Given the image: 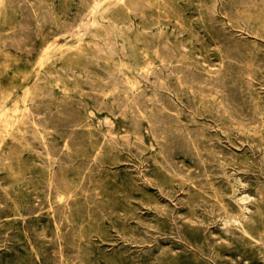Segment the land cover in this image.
Segmentation results:
<instances>
[{"label":"rangeland","instance_id":"1","mask_svg":"<svg viewBox=\"0 0 264 264\" xmlns=\"http://www.w3.org/2000/svg\"><path fill=\"white\" fill-rule=\"evenodd\" d=\"M20 1L0 0V264H264V0Z\"/></svg>","mask_w":264,"mask_h":264},{"label":"bare ground","instance_id":"2","mask_svg":"<svg viewBox=\"0 0 264 264\" xmlns=\"http://www.w3.org/2000/svg\"><path fill=\"white\" fill-rule=\"evenodd\" d=\"M19 1H20V0H19ZM87 1H88V0H87ZM94 1H95V0H94ZM209 1H210V0H209ZM211 1H212V0H211ZM249 1H250V0H249ZM3 2H4V1H3ZM14 2H15V1H14ZM20 2H21V1H20ZM37 2H38V1H37ZM92 2H93V1H92ZM126 2H127V1H126ZM21 3H22V2H21ZM139 3H140V2H139ZM142 3H143V2H142ZM214 3H215V2H214ZM235 3H236V2H235ZM140 4H141V3H140ZM140 4H139V5H140ZM212 4H213V3H212ZM7 5H8V3H7ZM46 5H47V4H46ZM48 5H49V4H48ZM127 5H128V4H127ZM53 6H54V5H53ZM141 6H143V4H142ZM200 6H201V5H200ZM43 7H44V6H43ZM55 7H56V6H55ZM79 7H80V6H79ZM87 7H88V6H87ZM128 7H129V6H128ZM139 8H141V7L139 6ZM142 8H146V7H142ZM254 8H256V7H254ZM43 9H44V8H43ZM43 9H42V10H43ZM86 9H87V8H86ZM207 9H208V8H207ZM22 10H23V9H22ZM35 10H36V9H35ZM130 10H133V9H131V6H130ZM134 10H135V9H134ZM19 11H21V10H19ZM49 11H50V10H49ZM155 11H156V10H155ZM254 11H255V10H254ZM29 12H30V11H29ZM31 12H32V11H31ZM57 12H58V11H57ZM64 12H65V11H64ZM20 13H21V12H20ZM23 13H24V12H23ZM32 13H33V12H32ZM160 13H161V12H160ZM213 13H214V11H213ZM242 13H243V12H242ZM28 14H29V13H28ZM33 14H34V13H33ZM49 14H50V13H49ZM67 14H68V13H67ZM90 14H91V13H90ZM134 14H135V13H134ZM156 14H158V12H156ZM215 14H216V13H215ZM19 15H20V14H19ZM34 15H36V14H34ZM55 15H56V14H55ZM60 15H61V14H60ZM82 15H83V14H82ZM84 15H87V14H84ZM88 15H89V14H88ZM161 15H162V13H161ZM163 15H164V14H163ZM260 15H261V14H260ZM24 16H25V15H24ZM99 16H100V15H99ZM166 16H167V15H166ZM202 16H203V15H202ZM202 16H201V17H202ZM247 16H248V15H247ZM258 16H259V15H258ZM20 17H21V16H20ZM33 17H34V16H33ZM43 17H44V16H43ZM64 17H65V16H64ZM204 17H205V16H204ZM261 17H264V16H261ZM34 18H35V17H34ZM38 18H39V17H38ZM41 18H42V17H41ZM44 18H45V17H44ZM66 18H67V17H66ZM68 18H69V17H68ZM132 18H133V17H132ZM248 18H249V17H248ZM26 19H27V18H26ZM26 19H25V20H26ZM45 19H46V18H45ZM63 19H64V18H63ZM92 19H93V18H92ZM99 19H100V18H99ZM138 19H139V18H138ZM202 19H203V18H202ZM258 19H259V18H258ZM35 20H37V19H35ZM43 20H44V19H43ZM68 20H69V19H68ZM93 20H94V19H93ZM129 20H130V19H129ZM132 20H133V19H132ZM162 20H163V19H162ZM173 20H174V19H173ZM235 20H237V19H235ZM260 20H261V19H260ZM59 21H60V20H59ZM61 21H63V20H61ZM79 21H80V20H79ZM106 21H107V20H106ZM133 21H134V20H133ZM252 21H253V20H252ZM16 22H17V21H16ZM40 22H41V20H40ZM43 22H44V21H43ZM66 22H67V21H66ZM170 22H171V21H170ZM233 22H234V20H233ZM243 22H244V21H243ZM243 22H242V23H243ZM253 22H254V21H253ZM45 23H46V22H45ZM52 23H53V22H52ZM67 23H68V22H67ZM85 23H86V20H85ZM88 23H89V22H88ZM205 23H206V22H205ZM250 23H252V22H250ZM21 24H22V23H21ZM35 24H36V23H35ZM35 24H34V25H35ZM46 24H47V23H46ZM49 24H50V23H49ZM81 24H82V23H81ZM126 24H127V23H126ZM155 24H160V26H162L161 23H155ZM169 24H171V23H169ZM175 24H176V23H175ZM199 24H200V23H199ZM261 24H262V23H261ZM16 25H17V24H16ZM51 25H52V24H51ZM75 25H78V24L76 23ZM93 25H94V23H93ZM135 25H136V24H135ZM135 25H134V26H135ZM206 25H207V24H206ZM17 26H18V28H19V25H17ZM37 26H38V25H37ZM61 26H62V24H61ZM88 26H89V24H88ZM94 26H97V25L95 24ZM204 26H205V25H204ZM208 26H209V25H208ZM252 26H253V25H252ZM254 26H255V25H254ZM258 26H260V25L258 24ZM23 27H24V26H23ZM109 27H110V26H109ZM119 27H120V25H119ZM128 27H129V26H128ZM131 27H132V26H131ZM201 27H202V26H201ZM205 27H206V26H205ZM240 27H241V26H240ZM37 28H38V27H37ZM37 28H36V29H37ZM47 28H48V27H47ZM47 28H46V29H47ZM87 28H89V27H87ZM180 28H181V27H180ZM243 28H244V27H243ZM25 29H26V28H25ZM56 29H57V28H56ZM79 29H80V28H79ZM81 29H82V28H81ZM92 29H93V28H92ZM119 29H121V28H119ZM119 29H118V30H119ZM123 29H124V28H123ZM135 29H136V28H135ZM168 29L170 30V28H168ZM181 29H182V28H181ZM255 29H256V28H255ZM13 30H14V29H13ZM47 30H48V29H47ZM96 30H97V29H96ZM125 30H126V29H125ZM129 30H130V28H129ZM149 30H150V29H149ZM149 30H148V31H149ZM186 30H187V29H186ZM241 30H242V29H241ZM261 30H262V29H261ZM30 31H31V30H30ZM64 31H66V30L64 29ZM71 31L74 32V30H71ZM79 31H80V30H79ZM144 31H145V30H144ZM161 31H162V30H161ZM175 31H176V30H175ZM209 31H210V30H209ZM232 31H233V30H232ZM232 31H231V32H232ZM263 31H264V29H263ZM31 32H32V31H31ZM33 32H34V31H33ZM47 32H48V31H47ZM87 32H88V33H87ZM103 32H104V31H103ZM111 32H112V30H111ZM170 32H171V31H170ZM36 33H37V32H36ZM45 33H46V32H45ZM76 33H77V32H76ZM86 33H87V35H88V34H89V31L87 30ZM112 33H113V32H112ZM112 33H111V34H112ZM120 33H122V32H120ZM128 33H129V32H128ZM137 33H138V32H137ZM142 33H143V32H142ZM154 33H156V32H154ZM154 33H153V34H154ZM160 33H161V32H160ZM162 33H163V32H162ZM171 33H172V32H171ZM212 33H213V32H212ZM252 33H253V32H252ZM31 34H32V33H31ZM31 34H30V35H31ZM37 34H38V33H37ZM74 34H75V33H74ZM105 34H106V33H105ZM138 34H139V33H138ZM144 34H145V33H144ZM163 34H164V33H163ZM172 34H173V33H172ZM35 35H36V34H35ZM35 35H34V36H35ZM55 35H56V34H55ZM65 35H66V34H65ZM93 35H94V34H93ZM154 35H155V34H154ZM178 35H179V34H178ZM213 35H214V34H213ZM213 35H210V36H213ZM239 35H240V34H239ZM31 36H32V35H31ZM63 36H64V35H63ZM88 36H89V35H88ZM104 36H105V35H104ZM139 36H140V35H139ZM145 36H146V34H145ZM164 36H165V34H164ZM169 36H170V35H169ZM179 36H180V35H179ZM245 36H247V35H245ZM250 36H252V35H250ZM256 36H257V35H256ZM71 37H72V35H71ZM94 37H95V36H94ZM109 37H110V36H109ZM109 37H108V39H109ZM146 37H147V36H146ZM151 37H152V36H151ZM153 37H154V36H153ZM176 37H177V36H176ZM214 37H215V36H214ZM252 37H253V36H252ZM11 38H12V37H11ZM32 38H33V36H32ZM58 38H59V37H58ZM61 38H62V37H61ZM61 38H60V39H61ZM65 38H66V37H65ZM92 38H93V37H92ZM149 38H150V37H149ZM164 38H165V37H164ZM174 38H175V36H174ZM174 38H173V39H174ZM250 38H251V37H250ZM2 39H4V38H2ZM2 39H1V40H2ZM8 39H9V38H8ZM16 39H17V38H16ZM37 39H38V37H37ZM110 39H111V38H110ZM161 39H162V37H161ZM182 39H183V38H182ZM258 39H259V38H258ZM4 40H5V39H4ZM18 40H19V39H18ZM30 40H31V39H30ZM92 40H93V39H92ZM103 40H104V39H103ZM112 40H113V39H112ZM133 40H134V39H133ZM143 40H144V39H143ZM149 40H150V39H149ZM151 40H153V39H151ZM166 40H167V39H166ZM196 40H197V39H196ZM196 40H195V42H196ZM240 40H241V39H240ZM61 41H62V40H61ZM101 41H102V39H101ZM101 41H100V42H101ZM105 41H106V40H105ZM105 41H104V42H105ZM115 41H116V40H115ZM144 41H146V40H144ZM173 41H174V40H173ZM211 41H212V40H211ZM241 41H242V40H241ZM110 42H112V41H110ZM113 42H114V41H113ZM195 42H193V43H195ZM197 42H198V40H197ZM214 42H215V41H214ZM218 42H219V41H218ZM10 43H11V42H10ZM10 43H9V44H10ZM25 43H26V42H25ZM27 43H28V42H27ZM93 43H94V42H93ZM97 43H99V42H97ZM140 43H141V42H140ZM147 43H148V41H147ZM152 43H153V42H152ZM154 43H155V41H154ZM159 43H160V42H159ZM162 43H163V42H162ZM169 43H170V42H169ZM182 43H183V42H182ZM191 43H192V42H191ZM7 44H8V43H7ZM13 44H14V43H13ZM95 44H96V43H95ZM143 44H144V43H143ZM160 44H161V43H160ZM242 44H243V43H242ZM3 45H4V44H3ZM23 45H24V44H23ZM96 45H98V44H96ZM103 45H104V44H103ZM106 45H107V44H106ZM117 45H118V43H117ZM145 45H146V44H145ZM151 45H153V44H151ZM151 45H150V46H151ZM156 45H159V44H156ZM179 45H180V44H179ZM188 45H189V44H188ZM244 45H245V43H244ZM257 45H259V44H257ZM257 45H256V46H257ZM31 46H32V45H31ZM119 46H120V45H119ZM122 46H123V45H122ZM148 46H149V45H148ZM153 46H154V45H153ZM21 47H22V46H21ZM24 47H25V46H23L22 49H23ZM26 47H27V45H26ZM26 47H25V48H26ZM92 47H93V45H92ZM94 47H95V46H94ZM114 47H116V46H114ZM114 47H113V48H114ZM151 47H152V46H151ZM158 47H159V46H158ZM160 47H161V46H160ZM166 47H167V46H166ZM181 47H182V46H181ZM195 47H196V46H195ZM252 47H253V45H252ZM254 47H255V46H254ZM260 47H261V46H260ZM4 48H6V47H4ZM11 48H12V47H11ZM52 48H54V47H52ZM101 48H102V47H101ZM169 48H170V47H169ZM34 49H36V48H34ZM50 49H51V48H50ZM50 49H49V50H50ZM98 49H100L99 46H98ZM110 49H111V47H110ZM116 49H117V48H116ZM176 49H177V48H176ZM16 50H17V49H16ZM20 50H21V49H20ZM25 50H26V49H25ZM51 50H52V49H51ZM113 50H114V49H113ZM159 50H160V49H159ZM180 50H181V49H180ZM186 50H187V49H186ZM191 50H192V49H191ZM29 51H30V50H29ZM29 51H28V52H29ZM93 51H94V50H93ZM100 51H101V50H100ZM107 51H109V50H107ZM110 51H111V50H110ZM115 51H116V50H114L113 52H115ZM117 51H118V50H117ZM122 51H123V50H122ZM168 51H169V50H168ZM173 51H174V50H173ZM215 51H216V50H215ZM17 52H20V51H17ZM22 52H23V51H22ZM97 52H98V51H97ZM118 52H119V51H118ZM120 52H121V51H120ZM150 52H151V51H150ZM175 52H176V51H175ZM178 52H179V50H178ZM192 52H194V51H192ZM196 52H197V51H196ZM91 53H93V52L91 51ZM94 53H96V52H94ZM99 53H100V52H99ZM110 53H111V52H110ZM159 53H160V51H159ZM197 53H198V52H197ZM24 54H25V53H24ZM112 54H114V53H112ZM116 54H117V52H116ZM121 54H122V53H121ZM124 54H125V53H124ZM164 54H165V53H164ZM194 54H195V53H194ZM257 54H258V53H257ZM261 54H262V53H261ZM25 55H27V54H25ZM28 55H29V54H28ZM31 55H32V54H31ZM31 55H30V56H31ZM97 55H98V53H97ZM117 55H118V54H117ZM162 55H163V54H162ZM179 55H180V54H179ZM179 55H178V56H179ZM191 55H192V54H191ZM214 55H215V54H214ZM32 56H33V55H32ZM93 56H95V55H93ZM115 56H116V55H115ZM178 56H177V57H178ZM187 56H188V55H187ZM196 56H197V55H196ZM117 57H118V56H117ZM164 57H165V55H164ZM168 57H169V56H168ZM175 57H176V56H175ZM193 57H195V56H193ZM202 57H203V55H202ZM202 57H200V58H202ZM244 57H245V56H244ZM84 58H85V57H84ZM166 58H167V57H166ZM185 58H188V57H185ZM221 58H222V57H221ZM249 58H250V56H249ZM82 59H83V57H82ZM95 59H99V58H95ZM109 59H110V58H109ZM153 59H154V58H153ZM153 59H152V60H153ZM191 59H192V58H191ZM193 59H194V58H193ZM246 59H247V58H246ZM84 60H85V59H84ZM132 60H133V59H132ZM145 60H147V58H146ZM176 60H180V59H176ZM182 60H184V59H182ZM185 60H186V59H185ZM248 60H249V59H248ZM95 61H96V60H95ZM101 61H102V60H101ZM101 61H100V62H101ZM188 61H189V60H188ZM91 62H92V61H91ZM93 62H94V61H93ZM103 62H104V61H103ZM130 62H131V61H130ZM181 62H182V61H181ZM189 62H190V61H189ZM200 62H201V61H200ZM204 62H205V60H204ZM246 62H247V61H246ZM56 63H57V62H56ZM88 63H89V62H88ZM167 63H168V61H167ZM57 64H58V63H57ZM153 64H154V63H153ZM197 64H198V63H197ZM197 64H196V65H197ZM200 64H201V63H200ZM203 64H204V63H203ZM83 65H85V64H83ZM86 65H87V63H86ZM92 65H94V64H92ZM97 65H98V64H97ZM87 66H88V65H87ZM153 66H154V65H153ZM158 66H159V65H158ZM167 66H168V65H167ZM172 66H173V64H172ZM250 66H251V65H250ZM76 67H77V66H76ZM84 67H85V66H84ZM95 67H96V66H95ZM95 67H94V68H95ZM98 67H99V66H98ZM98 67H97V69H98ZM160 67H161V66H160ZM209 67H210V66H209ZM222 67H223V66H222ZM51 68H52V67H51ZM59 68H60V67H59ZM91 68H92V67H91ZM94 68H93V69H94ZM168 68H169V66H168ZM206 68H207V67H206ZM61 69H62V68H61ZM67 69H68V68H67ZM75 69H76V68H75ZM138 69H139V68H138ZM158 69H159V68H158ZM193 69H194V68H193ZM98 70H99V69H98ZM148 70H149V69H148ZM159 70H160V69H159ZM252 70H253V69H252ZM62 71H63V70H62ZM74 71H75V70H74ZM79 71H80V70H79ZM79 71H77V72H79ZM85 71H86V69H85ZM101 71H102V70H101ZM112 71H113V70H112ZM139 71H140V70H139ZM145 71H147V69H146ZM156 71H158V70H156ZM162 71H163V70H162ZM200 71H201V70H200ZM209 71H210V70H209ZM60 72H61V71H60ZM63 72H65V71H63ZM68 72H69V71H68ZM70 72H71V71H70ZM151 72H152V71H151ZM207 72H208V71H207ZM43 73H45V71H44ZM61 73H62V72H61ZM72 73H73V72H72ZM72 73H71V74H72ZM75 73H76V72H75ZM107 73H108V72H107ZM77 74H78V73H77ZM79 74H80V73H79ZM87 74H88V73H87ZM116 74H117V73H116ZM147 74H148V73H147ZM147 74H145V75H147ZM171 74H172V73H171ZM205 74H207V73H205ZM220 74H221V73H220ZM241 74H242V73H241ZM241 74H240V75H241ZM261 74H262V73H261ZM263 74H264V73H263ZM36 75H37V74H36ZM46 75H47V74H46ZM54 75H55V74H54ZM63 75H64V74H63ZM72 75H73V74H72ZM108 75H111V74H107V76H108ZM155 75H158V73H156V72H155V74L153 73V76H155ZM172 75H173V74H172ZM174 75H175V74H174ZM176 75H177V74H176ZM208 75H209V74H208ZM55 76H56V75H55ZM74 76H75V75H74ZM76 76H77V75H76ZM80 76H81V75H80ZM89 76H90V75H89ZM102 76H103V75H102ZM112 76H113V75H112ZM114 76H115V75H114ZM140 76H141V75H140ZM163 76H164V75H163ZM70 77H71V76H70ZM103 77H104V76H103ZM105 77H106V76H105ZM108 77H109V76H108ZM48 78H49V77H48ZM54 78H55V77H54ZM83 78H84V77H83ZM97 78H98V77H97ZM99 78H100V77H99ZM115 78L117 79V77H115ZM141 78H142V77H141ZM151 78H153V77H151ZM51 79H52V78H51ZM66 79H68V78L66 77ZM76 79H77V78H76ZM93 79H94V78H93ZM105 79H106V78H105ZM107 79H108V78H107ZM107 79H106V80H107ZM145 79H146V78H145ZM145 79H143V80L145 81ZM249 79L251 80V78H249ZM71 80H72V79H71ZM96 80H97V79H96ZM114 80H115V79H114ZM162 80H163V79H162ZM179 80H180V79H179ZM239 80H240V79H239ZM44 81H45V80H44ZM67 81H68V80H67ZM78 81H79V80H78ZM92 81H93V80H92ZM94 81H95V80H94ZM100 81H101V80H100ZM111 81H112V80H111ZM149 81H150V80H149ZM153 81H155V79H154ZM158 81H159V80H158ZM41 82H42V81H41ZM41 82H39V83H41ZM46 82H47V81H46ZM89 82H90V81H89ZM103 82H104V81H103ZM119 82H120V81H119ZM121 82H122V81H121ZM136 82H137V81H136ZM160 82H161V81H160ZM160 82H159V83H160ZM80 83H81V82H80ZM80 83H79V84H80ZM100 83H101V82H100ZM105 83H107V82H105ZM145 83H146V82H145ZM153 83H154V82H153ZM163 83H164V82H163ZM84 84H85V80H84ZM86 84H88L87 81H86ZM90 84H91V83H90ZM107 84H108V83H107ZM109 84H111V83H109ZM114 84H115V83H114ZM117 84H118V82H117ZM124 84H125V83H124ZM260 84H261V83H260ZM43 85H44V84H43ZM81 85H82V84H80V86H81ZM97 85H98V84H97ZM112 85H113V83H112ZM115 85H116V84H115ZM122 85H123V84H122ZM126 85H127V84H126ZM147 85H148V84H147ZM149 85H150V84H149ZM153 85H154V84H153ZM162 85H163V84H162ZM179 85H180V84H179ZM257 85H258V84H257ZM41 86H42V85H41ZM47 86H48V85H47ZM118 86H119V85H118ZM166 86H167V85H166ZM184 86H185V85H184ZM193 86H194V85H193ZM258 86H259V85H258ZM44 87H45V86H44ZM44 87H43V88H44ZM84 87H86V86H84ZM90 87H91V86H90ZM90 87H89V88H90ZM112 87H113V86H112ZM112 87H110V88H112ZM124 87H125V85H124ZM141 87H143V86H141ZM150 87H154V86L151 85ZM156 87H158V86H156ZM164 87H165V85H164ZM197 87H198V86H197ZM261 87H262V86H261ZM100 88H101V87H100ZM102 88H103V87H102ZM122 88H123V87H122ZM169 88H170V87H169ZM188 88H189V87H188ZM258 88H260V87H258ZM26 89H27V88H26ZM41 89H42V88H41ZM87 89H88V88H87ZM112 89H114V88H112ZM123 89H124V88H123ZM125 89H127V88H125ZM145 89H146V88H145ZM149 89H151V88H149ZM198 89H199V88H198ZM38 90H39V89H38ZM43 90H44V89H43ZM95 90H97V89H95ZM101 90H103V89H101ZM142 90H144V89H142ZM152 90H153V89H152ZM156 90H158V89H156ZM201 90H202V89H201ZM256 90H257V89H256ZM40 91H41V90H40ZM44 91H45V90H44ZM46 91H48V90H46ZM74 91H75V90H74ZM78 91H80V90H78ZM98 91H99V90H98ZM124 91H125V90H124ZM127 91H128V90H127ZM154 91H155V90H154ZM186 91H187V90H186ZM196 91L198 92V90H196ZM199 91H200V90H199ZM257 91H258V90H257ZM260 91H261V90H260ZM109 92H111V91H109ZM130 92H131V91H129V93H130ZM140 92H141V91H140ZM151 92H152V91H151ZM187 92H189V91H187ZM193 92H194V91H193ZM216 92H217V91H216ZM36 93H37V91H36ZM93 93H94V92H93ZM116 93H117V92H116ZM136 93H137V92H136ZM142 93H143V92H142ZM145 93H147V92H145ZM180 93H181V91H180ZM190 93H191V91H190ZM206 93H209V92H206ZM33 94H34V93H33ZM45 94H46V93H45ZM47 94H48V92H47ZM118 94H119V92H118ZM125 94H126V91H125ZM131 94H132V93H131ZM131 94H130V95H131ZM148 94H149V93H148ZM171 94H172V93H171ZM193 94H194V93H193ZM193 94H192V95H193ZM253 94H254V93H253ZM253 94H252V95H253ZM87 95L90 96L89 94H87ZM87 95H86V96H87ZM91 95H93V94H91ZM130 95H129V96H130ZM151 95H152V94H151ZM208 95H209V94H208ZM215 95H216V94H215ZM254 95H255V94H254ZM254 95H253V96H254ZM88 96H87V97H88ZM122 96H123V95H122ZM133 96H134V94H133ZM174 96H175V95H174ZM219 96H220V95H219ZM42 97H45V96H42ZM67 97H68V96H67ZM98 97H99V96H98ZM108 97H109V95H108ZM112 97H113V96H112ZM123 97H124V96H123ZM137 97H138V96H137ZM153 97H154V96H153ZM191 97H192V96H191ZM33 98H34V97H33ZM94 98H96V97H94ZM100 98H101V97H100ZM104 98H105V97H104ZM181 98H182V97H181ZM209 98H211V96H209ZM64 99H65V98H64ZM143 99H144V98H143ZM149 99H150V98H149ZM213 99H216V98H213ZM254 99H255V98H254ZM31 100H32V99H31ZM67 100H68V99H67ZM146 100H147V99H146ZM151 100H152V99H151ZM154 100H156V99H154ZM169 100H170V99H169ZM184 100H185V99H184ZM192 100H193V99H192ZM206 100H207V99H206ZM35 101H36V100H35ZM76 101H77V100H76ZM76 101H74V102L71 101V102L75 104ZM97 101H98V100H97ZM174 101H175V100H174ZM174 101H173V104H175ZM219 101H220V100H219ZM255 101H256V100H255ZM30 102H32V101H30ZM43 102H45V101L43 100ZM63 102H64V101H63ZM65 102H66V101H65ZM91 102H92V101H91ZM128 102H129V99H128ZM179 102H180V101H179ZM183 102H185V101H183ZM194 102H195V101H194ZM78 103H79V102H78ZM94 103H95V102H94ZM97 103H98V102H97ZM125 103H126V102H125ZM195 103H197V102H195ZM256 103H257V102H256ZM259 103H260V102H259ZM33 104H34V101H33ZM151 104H152V103H151V101H150V105H151ZM201 104H202V103H201ZM201 104H200V105H201ZM263 104H264V103H263ZM39 105H40V104H39ZM42 105H43V103H42ZM42 105H41V106H42ZM45 105H46V104H45ZM45 105H44V106H45ZM47 105H48V104H47ZM47 105L45 106V108L47 107ZM150 105H149V106H150ZM197 105H199V104H197ZM31 106H32V105H31ZM67 106H69V105H67ZM82 106H83V105H82ZM86 106H87V105H86ZM134 106H135V105H134ZM174 106H175V105H174ZM178 106H179V105H178ZM37 107H38V106H37ZM48 107H49V106H48ZM48 107H47V108H48ZM62 107H63V106H62ZM75 107H76V106H75ZM99 107H100V106H99ZM110 107H111V106H110ZM175 107H176V106H175ZM28 108H29V107H28ZM64 108H65V107H64ZM64 108H63V109H64ZM77 108H78V107H77ZM96 108H97V107H96ZM180 108H181V107H180ZM195 108H198V106L195 107ZM199 108H201V107H199ZM208 108H209V107H208ZM29 109H31V108H29ZM58 109H59V108H58ZM65 109H66V108H65ZM73 109L75 110V108H73ZM82 109H83V108H82ZM93 109H94V108H93ZM97 109H98V108H97ZM101 109H102V108H101ZM111 109H112V108H111ZM120 109H121V108H120ZM128 109H129V108H128ZM148 109H149V108H148ZM182 109H183V108H182ZM209 109H210V108H209ZM26 110H27V109H26ZM52 110H53V109H52ZM52 110H50V114H51V112H53ZM67 110H69V109L67 108ZM78 110H79V109H78ZM98 110H99V109H98ZM109 110H110V109H109ZM121 110H122V109H121ZM123 110H124V109H123ZM125 110H126V109H125ZM129 110H131V109H129ZM129 110H128V112H130ZM132 110H133V109H132ZM142 110H143V109H142ZM146 110H147V109H146ZM150 110H151V109H150ZM34 111H35V110H34ZM72 111H73V110H72ZM75 111H77V110H75ZM158 111H160V110H158ZM188 111H189V110H188ZM208 111H209V110H208ZM30 112H31V110H30ZM131 112H132V111H131ZM148 112H151V111H148ZM201 112H202V110H201ZM27 113H28V112H27ZM32 113H33V112H32ZM35 113H36V112H35ZM41 113H42V112H41ZM66 113H67V112H66ZM69 113H70V112H69ZM71 113H72V112H71ZM75 113H76V112H75ZM75 113H73V115H75ZM77 113H78V111H77ZM135 113H136V111H135ZM171 113L175 114V112H171ZM187 113H188V112H187ZM197 113H198V112H197ZM203 113H204V112H203ZM259 113H260V111H259ZM57 114H58V113H57ZM61 114H62V113H61ZM137 114H139V112H138ZM148 114H149V113H148ZM151 114H152V113H151ZM261 114H262V112H261ZM33 115H34V114H33ZM38 115H39V114H38ZM40 115H42V114H40ZM67 115H68V114H67ZM73 115H72V117H73ZM79 115H80V114H78V116H79ZM128 115H129V114H128ZM130 115H131V114H130ZM130 115H129V117H130ZM132 115H133V114H132ZM196 115L198 116L199 114H196ZM204 115H205V114H204ZM206 115H207V114H206ZM27 116H28V115H27ZM93 116H94V115H93ZM112 116L114 117V115H112ZM120 116H121V115H120ZM126 116H127V115H126ZM133 116H134V115H133ZM139 116H140V115H139ZM146 116H147V115H146ZM175 116H176V115H175ZM191 116H192V115H191ZM200 116H201V114H200ZM200 116H199V117H200ZM33 117H34V116H33ZM74 117H75V116H74ZM134 117H135V116H134ZM142 117H143V116H142ZM142 117H141V118H142ZM182 117H183V116H182ZM187 117H188V116H187ZM193 117H194V116H193ZM202 117H203V115H202ZM23 118H24V117H23ZM27 118H28V117H27ZM27 118H26V119H27ZM79 118H80V117H79ZM87 118H88V117H87ZM130 118H131V117H130ZM138 118H139V117H138ZM146 118H147V117H146ZM146 118H145V119H146ZM184 118H185V117H184ZM191 118H192V117H191ZM262 118H263V117H262ZM136 119H137V118H136ZM163 119H164V118H163ZM185 119H186V118H185ZM260 119H261V118H260ZM28 120H29V119H28ZM43 120H44V119H43ZM222 120H223V119H222ZM23 121H24V120H23ZM34 121H35V120H34ZM38 121H39V120H38ZM40 121H42V120H40ZM44 121H45V120H44ZM81 121H82V120H81ZM81 121H80V122H81ZM84 121H85V120H84ZM140 121H141V120H140ZM144 121H145V120H144ZM174 121H176V120H174ZM195 121H196V120H195ZM261 121H263V120H261ZM77 122H78V121H77ZM82 122H83V121H82ZM96 122H97V121H96ZM200 122H201V121H200ZM0 123H1V122H0ZM26 123H27V122H26ZM29 123H30V122H29ZM139 123H140V122H139ZM213 123H214V122H213ZM1 124H3V123H1ZM30 124H31V123H30ZM44 124H45V123H44ZM75 124H76V123H75ZM90 124H91V123H90ZM102 124H103V123H102ZM120 124H121V123H120ZM146 124H147V123H146ZM188 124H189V123H188ZM188 124H187V125H188ZM192 124H193V123H192ZM233 124H234V123H233ZM233 124H232V125H233ZM39 125H41V124H39ZM47 125H48V124H47ZM91 125H92V124H91ZM103 125H104V124H103ZM128 125H129V124H128ZM128 125H127V126H128ZM147 125H149V124H147ZM153 125H154V124H153ZM198 125H199V124H198ZM198 125H197V126H198ZM255 125H256V124H255ZM261 125H262V124H261ZM31 126H32V125H31ZM75 126H76V125H75ZM95 126H96V125H95ZM99 126H100V125H99ZM127 126H126V128H128ZM149 126H150V125H149ZM154 126H155V125H154ZM192 126H193V125H192ZM192 126H191V127H192ZM199 126H200V125H199ZM249 126H250V125H249ZM262 126H263V125H262ZM262 126H261V127H262ZM105 127H106V126H105ZM108 127H109V126H108ZM111 127H112V126H111ZM111 127H110V128H111ZM140 127H141V126H140ZM168 127H169V126H168ZM173 127H174V126H173ZM200 127H201V126H200ZM224 127H225V126H224ZM234 127H236V126H234ZM238 127H239V126H238ZM246 127H247V126H246ZM6 128H7V127H6ZM23 128H24V127H23ZM35 128H36V127H35ZM71 128H72V127H71ZM126 128H125V130H126ZM142 128H143V127H142ZM4 129H5V128H4ZM27 129H28V128H27ZM130 129H131V128H130ZM140 129H141V128H140ZM174 129H175V128H174ZM219 129H220V128H219ZM223 129H226V128H223ZM16 130H17V129H16ZM18 130H19V129H18ZM53 130H54V129H53ZM82 130H85V128H84V129L82 128ZM131 130H132V129H131ZM147 130H148V129H147ZM207 130H208V129H207ZM210 130H211V129H210ZM5 131H6V130H5ZM45 131H46V130H45ZM73 131H74V130H73ZM94 131H95V130H94ZM140 131H141V130H140ZM145 131H146V129H145ZM177 131H178V130H177ZM256 131H257V130H256ZM19 132H20V131H19ZM52 132H53V131H52ZM55 132L57 133L58 131H55ZM80 132H81V131H80ZM84 132H86V131H84ZM87 133H88V132H87ZM87 133H86V134H87ZM128 133H129V132H128ZM148 133H149V131H148ZM174 133H175V132H174ZM201 133H202V132H201ZM251 133H252V132H251ZM24 134H26V133H24ZM28 134H29V133H28ZM32 134H34V133H31V135H32ZM54 134H55V133H54ZM82 134H83V132H82ZM125 134H126V133H125ZM135 134H136V133H135ZM139 134H140V133H139ZM168 134H169V133H168ZM38 135H39V134H38ZM55 135H57V134H55ZM108 135H109V133H108ZM123 135H124V133H123ZM141 135H142V134H140V136H141ZM154 135L156 136V134H154ZM234 135H235V134H234ZM26 136H27V135H26ZM34 136H35V135H34ZM94 136H95V135H94ZM97 136H98V135H97ZM125 136H126V135H125ZM202 136H203V135H202ZM205 136H206V135H205ZM205 136H204V137H205ZM239 136H240V135H239ZM259 136H261V135H259ZM111 137H112V136H111ZM121 137H122V136H121ZM131 137H132V136H131ZM55 138H56V137H55ZM81 138H82V137H81ZM89 138H90V136H89ZM103 138H105V137H103ZM109 138H110V136H109ZM125 138H127V137H125ZM136 138H137V137H136ZM154 138H155V137H154ZM243 138H244V137H243ZM20 139H21V138H20ZM37 139H39V138H37ZM52 139H54V138H52ZM52 139H51V140H52ZM98 139H99V138H98ZM118 139H119V137H118ZM131 139H132V138H131ZM133 139H134V138H133ZM137 139H138V138H137ZM202 139H203V138H202ZM231 139H232V138H231ZM233 139H234V138H233ZM251 139L253 140V138H251ZM82 140H83V139H82ZM93 140H94V139H93ZM104 140H105V139H104ZM110 140H111V139H110ZM112 140H113V139H112ZM119 140H120V139H119ZM128 140H129V139H128ZM142 140H143V139H142ZM154 140H156V139H154ZM161 140H162V139H161ZM241 140H242V139H241ZM56 141H57V140H56ZM98 141H99V140H98ZM107 141L110 143L109 140H107ZM113 141H115V140H113ZM133 141H134V140H133ZM197 141H198V140H197ZM253 141H254V140H253ZM9 142H10V140H9ZM22 142H23V141H22ZM22 142H21V143H22ZM58 142H59V141H58ZM62 142H64V141H62ZM88 142H89V141H88ZM101 142H102V141H101ZM162 142H163V141H162ZM164 142H165V141H164ZM199 142L202 144V140L199 141ZM206 142H208V141H206ZM234 142H235V141H234ZM5 143H6V142H5ZM5 143H3V144L5 145ZM11 143H12V142H11ZM29 143H30V142H29ZM45 143H46V142H45ZM131 143H132V142H131ZM153 143H154V142H153ZM174 143H175V142H174ZM200 143H199V144H200ZM218 143H221V142H218ZM232 143H233V142H232ZM6 144H7V143H6ZM56 144H57V143H56ZM72 144H73V143H72ZM89 144H90V143H89ZM105 144H107V143H105ZM139 144H140V143H139ZM142 144H144V143H142ZM148 144H149V143H148ZM156 144H158V143H156ZM240 144H241V143H240ZM242 144H243V142H242ZM251 144H253V143H251ZM254 144H256V143H254ZM257 144H258V143H257ZM47 145H48V144H47ZM47 145H45V146H47ZM58 145H59V144H58ZM58 145H55V146H58ZM65 145H66V144H65ZM73 145H74V144H73ZM128 145H129V144H128ZM137 145H138V144H137ZM195 145H196V144H195ZM243 145H244V144H243ZM245 145H246V144H245ZM245 145H244V146H245ZM258 145H259V144H258ZM39 146H40V145H39ZM63 146H64V145H63ZM82 146H83V145H82ZM85 146H86V145H85ZM112 146H113V145H112ZM134 146H135V145H134ZM189 146H190V145H189ZM219 146H220V145H219ZM237 146H238V145H237ZM244 146H243V147H244ZM249 146L251 147V145H249ZM7 147H8V146H7ZM29 147H30V146H29ZM29 147H28V149H29ZM53 147H54V146H53ZM103 147H106V146H103ZM103 147H102V148H103ZM136 147H137V146H136ZM194 147H195V146H194ZM199 147H200V146H199ZM34 148H36V147H34ZM62 148H63V147H62ZM82 148H83V147H82ZM82 148H81V149H82ZM92 148H93V146H92ZM99 148H100V147H99ZM106 148H108V147H106ZM204 148H205V147H204ZM254 148H255V147H254ZM262 148H264V147H262ZM1 149H2V148H1ZM85 149H86V148H85ZM108 149H109V148H108ZM111 149H112V147H111ZM128 149H129V148H128ZM139 149H140V148H139ZM149 149H150V148H149ZM216 149H217V148H216ZM230 149H231V148H230ZM257 149H258V148H257ZM32 150H33V149H32ZM38 150H39V149H38ZM48 150H49V149H48ZM120 150H121V149H120ZM120 150H119V151H120ZM160 150H162V149H160ZM196 150H197V149H196ZM201 150H203V148H202ZM204 150H205V149H204ZM240 150H242V149H240ZM243 150H244V149H243ZM2 151H3V149H2ZM8 151H9V150H8ZM28 151H29V150H28ZM40 151H41V150H40ZM80 151H81V150H80ZM144 151H145V150H144ZM177 151H178V150H177ZM177 151H176V152H177ZM235 151H236V150H235ZM258 151H259V150H258ZM11 152H12V151H11ZM32 152H33V151H32ZM63 152H64V151H63ZM87 152H88V150H87ZM160 152H161V151H160ZM176 152H175V154H176ZM200 152H201V151H200ZM244 152H245V151H244ZM59 153H60V152H59ZM76 153H77V152H76ZM93 153H94V152H93ZM105 153H106V152H105ZM124 153H125V152H124ZM141 153H142V152H141ZM177 153H178V152H177ZM263 153H264V152H263ZM48 154H49V153H48ZM48 154H47V155H48ZM70 154H71V153H70ZM78 154H79V153H78ZM113 154H114V153H113ZM239 154H240V152H239ZM241 154H242V153H241ZM47 155H45V156H47ZM49 155H50V154H49ZM67 155H68V154H67ZM111 155H112V154H111ZM115 155H116V154H115ZM129 155H130V154H129ZM159 155H160V154H159ZM179 155H180V154H179ZM204 155H205V152H204ZM217 155H218V153H217ZM75 156H76V155H75ZM98 156H99V155H98ZM107 156H108V155H107ZM180 156H181V155H180ZM221 156L223 157V155H221ZM4 157H5V156H4ZM34 157H35V156H34ZM55 157H56V156H55ZM76 157H77V156H76ZM83 157H84V156H83ZM118 157H119V156H118ZM127 157H128V156H127ZM130 157H131V156H130ZM203 157H204V156H203ZM247 157H248V156H247ZM71 158H72V156H71ZM120 158H121V157H120ZM124 158H125V156H124ZM149 158H150V156H149ZM175 158H176V156H175ZM175 158H173V159H175ZM206 158H207V157H206ZM232 158H233V157H232ZM235 158H236V157H235ZM37 159H38V158H37ZM59 159H60V158H59ZM92 159H93V158H92ZM160 159H161V158H160ZM160 159H159V160H160ZM233 159H234V158H233ZM242 159L244 160V158H242ZM247 159H248V158H247ZM5 160H6V159H5ZM71 160H72V159H71ZM77 160H78V159H77ZM77 160H76V161H77ZM83 160H84V159H83ZM93 160H94V159H93ZM95 160H96V159H95ZM231 160H232V159H231ZM249 160H251V159L249 158ZM72 161H73V160H72ZM90 161H91V160H90ZM97 161H98V160H97ZM100 161H101V160H100ZM133 161H134V160H133ZM180 161H181V160H180ZM217 161H218V159H217ZM219 161H220V160H219ZM223 161H224V160H223ZM232 161H233V160H232ZM244 161H245V160H244ZM246 161H248V160H246ZM246 161H245V162H246ZM0 162H1V161H0ZM8 162H9V161H8ZM14 162H15V161H14ZM42 162H43V161H42ZM70 162H71V161H70ZM183 162H184V161H183ZM227 162H228V161H227ZM249 162H250V161H249ZM11 163H12V161H11ZM53 163H54V162H53ZM72 163H73V162H72ZM76 163H77V162H76ZM87 163L89 164V162H87ZM102 163H103V161H102ZM174 163H176V162H174ZM218 163H219V162H218ZM229 163H230V162H229ZM246 163H247V162H246ZM255 163H256V162H255ZM1 164H2V163H1ZM39 164H40V162H39ZM66 164H67V163H66ZM66 164H65V165H66ZM69 164H70V163H69ZM141 164H142V163H141ZM240 164H241V163H240ZM71 165H72V164H71ZM76 165H77V164H76ZM178 165H179V164H178ZM202 165H203V164H202ZM218 165H219V164H218ZM227 165H228V164H227ZM238 165H239V164H238ZM245 165H246V164H245ZM257 165H258V164H257ZM4 166H6V165H4ZM37 166H38V165H37ZM50 166H51V165H50ZM50 166H49V167H50ZM56 166H57V165H56ZM58 166H59V165H58ZM183 166H184V163H183ZM188 166H189V165H188ZM229 166H230V164H229ZM40 167H41V166H40ZM49 167H48V168H49ZM59 167H60V166H59ZM190 167H191V166H190ZM190 167H189V168H190ZM224 167H225V166H224ZM242 167H243V166H242ZM42 168H44V167H42ZM53 168H54V167H53ZM78 168H79V167H78ZM219 168H220V167H219ZM239 168H240V167H239ZM149 169H150V167H149ZM151 169H152V168H151ZM173 169H174V168H173ZM220 169H221V168H220ZM230 169H231V168H230ZM230 169H229V170H230ZM240 169H241V168H240ZM66 170H68V168H67ZM69 170H70V169H69ZM86 170H87V169H86ZM176 170H177V169H176ZM70 172H71V171H70ZM81 172H82V171H81ZM86 172H87V171H86ZM99 172H100V171H99ZM151 172H152V171H151ZM177 172H178V171H177ZM208 172H209V171H208ZM239 172H240V171H239ZM62 173H64V172H62ZM72 173H73V172H72ZM74 173H75V172H74ZM83 173H85V172H83ZM90 173H91V172H90ZM90 173H89V174H90ZM100 173H101V172H100ZM100 173H99V174H100ZM130 173H131V172H130ZM210 173H211V172H210ZM26 174H27V173H26ZM52 174H53V173H52ZM58 174H59V173H58ZM85 174H86V173H85ZM93 174H94V173H93ZM126 174H127V173H126ZM161 174H162V173H161ZM7 175H8V174H7ZM32 175H33V174H32ZM76 175H77V174H76ZM96 175H97V174H96ZM131 175H132V174H131ZM181 175H182V174H181ZM209 175H210V174H209ZM62 176H63V175H62ZM84 176H85V175H84ZM91 176H92V175H91ZM94 176H95V175H94ZM117 176H118V175H117ZM122 176H123V175H122ZM167 176H168V175H167ZM207 176H208V175H207ZM241 176H242V175H241ZM54 177H55V176H54ZM56 177H57V175H56ZM114 177H115V176H114ZM123 177H124V176H123ZM127 177H128V176H127ZM130 177H131V176H130ZM163 177H164V176H163ZM178 177H179V175H178ZM225 177H226V176H225ZM239 177H240V176H239ZM251 177H252V175H251ZM36 178H37V177H36ZM75 178H76V177H75ZM84 178H85V177H84ZM90 178H91V180H92V177H90ZM90 178H89V180H90ZM98 178H99V177H98ZM100 178H101V177H100ZM103 178H104V177H103ZM105 178H106V177H105ZM105 178H104V180H105ZM159 178H160V177H159ZM221 178H222V177H221ZM223 178H224V177H223ZM227 178H228V177H227ZM227 178H226V180H227ZM252 178H253V177H252ZM10 180H11V179H10ZM38 180H39V178H38ZM55 180H56V178H55ZM58 180H59V178H58ZM58 180H57V181H58ZM249 180H250V177H249ZM26 181H27V180H26ZM75 181H76V180H75ZM135 181H136V180H135ZM180 181H181V180H180ZM182 181H183V180H182ZM224 181H225V180H224ZM260 181H261V180H260ZM7 182H8V181H7ZM11 182H12V181H11ZM13 182H14V181H13ZM38 182H39V181H38ZM43 182H44V181H43ZM94 182H95V181H94ZM155 182H156V181H155ZM158 182H159V181H158ZM185 182H186V181H185ZM5 183H6V182H5ZM30 183H31V182H30ZM82 183H83V182H82ZM95 183H96V182H95ZM100 183H101V182H100ZM173 183H174V182H173ZM227 183H228V182H227ZM243 183H244V182H243ZM41 184H42V183H41ZM46 184H48V186H49V183H46ZM58 184H59V183H58ZM90 184H91V183H90ZM127 184H128V183H127ZM253 184H254V183H253ZM25 185H26V184H25ZM96 185H98V184H96ZM124 185H125V184H124ZM184 185H185V184H184ZM186 185H187V184H186ZM61 186H62V185H61ZM61 186H60V187H61ZM64 186H65V185H64ZM79 186H80V185H79ZM103 186H104V185H103ZM105 186H106V185H105ZM127 186H128V185H127ZM135 186H136V185H135ZM139 186H140V185H139ZM179 186H180V185H179ZM216 186H217V185H216ZM262 186H263V185H262ZM29 187H30V186H29ZM42 187H43V186H42ZM54 187H56V186H54ZM86 187H87V186H86ZM214 187H215V186H214ZM244 187H245V186H244ZM244 187H243V188H244ZM246 187H247V186H246ZM32 188H33V187H32ZM32 188H31V189H32ZM78 188H79V187H78ZM118 188H119V187H118ZM190 188H191V187H190ZM207 188H208V187H207ZM27 189H28V188H27ZM55 189H56V188H55ZM84 189H85V188H84ZM97 189H100V188L97 187ZM97 189H96V190H97ZM131 189H132V188H131ZM131 189H130V190H131ZM136 189H138V188H136ZM174 189H175V188H174ZM210 189H211V188H210ZM234 189H235V188H234ZM240 189H241V188H240ZM263 189H264V188H263ZM3 190H4V189H3ZM41 190H42V189H41ZM47 190H48V189H47ZM58 190H59V189H58ZM81 190H83V189H81ZM87 190H88V189H87ZM106 190H107V189H106ZM106 190H105V191H106ZM134 190H135V189H134ZM169 190H170V189H169ZM191 190H192V189H191ZM193 190H195V189H193ZM212 190H213V189H212ZM16 191H17V190H16ZM24 191H25V190H24ZM62 191H64V189H62ZM65 191H66V190H65ZM73 191H74V190H73ZM85 191H86V190H85ZM92 191H93V190H92ZM113 191H114V190H113ZM118 191H119V190H118ZM183 191H184V190H183ZM205 191H206V190H205ZM245 191H246V190H245ZM245 191H244V192H245ZM251 191H253V189H252ZM259 191H262V189L259 190ZM263 191H264V190H263ZM263 191H262V192H263ZM13 192H14V191H13ZM79 192H80V191H79ZM97 192H99V191H97ZM125 192H126V191H125ZM130 192H132V191H130ZM133 192H134V191H133ZM189 192H190V191H189ZM208 192H209V190H208ZM210 192H211V190H210ZM30 193H31V192H30ZM42 193H44V192H42ZM47 193H48V192H47ZM54 193H55V192H54ZM66 193H67V192H66ZM74 193H75V192H74ZM74 193H73V194H74ZM101 193H102V192H101ZM135 193H136V192H135ZM193 193H194V192H193ZM212 193H215V192L212 191ZM217 193H218V191H217ZM217 193H216V194H217ZM246 193H247V192H246ZM263 193H264V192H263ZM27 194H28V193H27ZM39 194H40V193H39ZM79 194H80V193H79ZM90 194H91V193H90ZM99 194H100V193H99ZM172 194H173V193H172ZM194 194H195V193H194ZM203 194H204V193H203ZM233 194H234V193H233ZM243 194H244V193H243ZM243 194H242V195H243ZM260 194H261V192H260ZM47 195H48V194H47ZM76 195H77V194H76ZM105 195H106V194H105ZM115 195H116V194H115ZM120 195H121V194H120ZM191 195H192V194H191ZM218 195H219V194H218ZM238 195H239V194H238ZM247 195H248V194H247ZM257 195H258V194H257ZM11 196H12V195H11ZM42 196H43V195H42ZM52 196H53V195H52ZM91 196H92V195H91ZM129 196H130V195H129ZM148 196H149V195H148ZM148 196H147V197H148ZM216 196H217V195H216ZM259 196H260V195H259ZM5 197H6V196H5ZM7 197H8V196H7ZM53 197H54V196H53ZM92 197H93V196H92ZM122 197H123V196H122ZM130 197H131V196H130ZM229 197H230V196H229ZM260 197H261V196H260ZM263 197H264V196H263ZM38 198H39V197H38ZM56 198H57V197H56ZM68 198H69V197H68ZM90 198H91V197H90ZM106 198H107V197H106ZM188 198L190 199V197H188ZM192 198H194V195H193ZM197 198H198V197H197ZM232 198H233V197H232ZM236 198H237V197H236ZM255 198H256V197H255ZM261 198H262V197H261ZM8 199H9V198H8ZM31 199H32V198H31ZM44 199H45V198H44ZM84 199H85V198H84ZM92 199H94V198H92ZM117 199H118V198H117ZM117 199H116V200H117ZM128 199H129V198H128ZM134 199H136V198H134ZM140 199H141V197H140ZM140 199H138V200H140ZM218 199H219V196H218ZM62 200H63V199H62ZM75 200H76V199H75ZM111 200H112V199H111ZM114 200H115V199H114ZM119 200H120V198H119ZM126 200H127V198H126ZM150 200H151V199H150ZM195 200H196V199H195ZM204 200H205V199H204ZM6 201H7V200H6ZM44 201H45V200H44ZM97 201H99V200H97ZM199 201H200V200H199ZM199 201H198V202H199ZM206 201H207V200H206ZM209 201H210V200H209ZM222 201H223V200H222ZM240 201H241V200H240ZM8 202H9V201H8ZM42 202H43V201H42ZM46 202H47V201H46ZM46 202H45V203H46ZM79 202H80V201H79ZM108 202H109V201H108ZM189 202H190V201H189ZM193 202H194V201H193ZM198 202H196V203H198ZM201 202H202V201H201ZM234 202H235V201H234ZM253 202H254V201H253ZM263 202H264V201H263ZM45 203H44V204H45ZM48 203H49V202H48ZM63 203H64V202H63ZM72 203H74V202H72ZM184 203H185V202H184ZM216 203H217V202H216ZM218 203H219V202H218ZM224 203H225V202H224ZM240 203H241V202H240ZM240 203H239V204H240ZM248 203H249V202H248ZM21 204H22V203H21ZM26 204H27V203H26ZM77 204H79V203L77 202ZM88 204H89V203H88ZM92 204H93V203H92ZM104 204H105V203H104ZM155 204H156V202H155ZM155 204H154V205H155ZM219 204H220V203H219ZM237 204H238V203H237ZM256 204H257V203H256ZM48 205H49V204H48ZM57 205H58V204H57ZM57 205H56V206H57ZM71 205H72V204H71ZM73 205H74V204H73ZM80 205H81V204H80ZM101 205H103V203H102ZM109 205H110V204H109ZM109 205H107V206H109ZM118 205H119V204H118ZM245 205H246V204H245ZM32 206H33V205H32ZM38 206H39V205H38ZM74 206H75V205H74ZM84 206H85V205H84ZM110 206H112V205H110ZM124 206H125V205H124ZM156 206H158V205H156ZM162 206H163V205H162ZM191 206H192V204H191ZM216 206H217V205H216ZM234 206H235V205H234ZM247 206H248V204H247ZM256 206H257V205H256ZM104 207H106V206H104ZM126 207H127V206H126ZM152 207H153V206H152ZM187 207H188V206H187ZM210 207H212V206H210ZM254 207H255V206H254ZM258 207H259V206H258ZM258 207H257V208H258ZM43 208H44V207H43ZM63 208H64V207H63ZM63 208H62V209H63ZM72 208H73V207H72ZM76 208H78V207H76ZM88 208H89V207H88ZM88 208H87V209H88ZM96 208H97V207H96ZM98 208H99V207H98ZM101 208H102V207H101ZM111 208H112V207H111ZM123 208H125V207H123ZM154 208H155V207H154ZM160 208H161V207H160ZM188 208H189V207H188ZM191 208H192V207H191ZM193 208H194V207H193ZM207 208H208V207H207ZM229 208H230V207H229ZM240 208H241V207H240ZM263 208H264V207H263ZM45 209H46V208H45ZM50 209H53V208H50ZM55 209H56V208H55ZM109 209H110V208H109ZM111 210H112V209H111ZM216 210H217V209H216ZM220 210H221V208H220ZM258 210H259V209H258ZM15 211H16V210H15ZM23 211H24V210H23ZM37 211H38V210H37ZM73 211H74V210H73ZM89 211H90V210H89ZM89 211H88V213H89ZM91 211H92V209H91ZM93 211H94V209H93ZM102 211H103V209H102ZM109 211H110V210H109ZM122 211H123V210H122ZM129 211H130V209H129ZM190 211H192V210H190ZM218 211H219V210H218ZM250 211H251V210H250ZM260 211H261V210H260ZM24 212H25V211H24ZM28 212H29V211H28ZM58 212H59V211H58ZM63 212H64V211H63ZM125 212H126V211H125ZM132 212H133V211H132ZM132 212H131V213H132ZM194 212H195V211H194ZM209 212H210V210H209ZM61 213H62V212H61ZM78 213H79V212H77V214H78ZM122 213H123V212H122ZM177 213H178V212H177ZM185 213H186V212H185ZM191 213H192V212H191ZM195 213H196V212H195ZM55 214H56V213H55ZM93 214H94V213H93ZM105 214H106V213H105ZM107 214H109V213H107ZM163 214H165V213H163ZM188 214H189V213H188ZM188 214H187V215H188ZM222 214H223V213H222ZM24 215L26 216L25 213H24ZM61 215H62V214H61ZM75 215H76V213H75ZM79 215H80V214H79ZM89 215H90V214H89ZM94 215H95V214H94ZM181 215H182V214H181ZM195 215H196V214H195ZM212 215H213V214H212ZM18 216H19V215H18ZM28 216H29V215H28ZM51 216H52V215H51ZM63 216H64V215H63ZM165 216H166V215H165ZM188 216H189V215H188ZM197 216H198V215H197ZM213 216H214V215H213ZM224 216H225V215H224ZM29 217H30V216H29ZM31 217H32V216H31ZM58 217H59V216H58ZM87 217H88V216H87ZM116 217H117V216H116ZM116 217H115V218H116ZM118 217H119V216H118ZM128 217H129V216H128ZM183 217H184V216H183ZM225 217H226V216H225ZM262 217H263V216H262ZM48 218H49V217H48ZM100 218H101V217H100ZM113 218H114V217H113ZM135 218H136V217H135ZM171 218H172V217H171ZM179 218H180V217H179ZM189 218H190V217H189ZM192 218H193V217H192ZM212 218H213V217H212ZM253 218H254V216H253ZM26 219H27V218H26ZM67 219H68V218H67ZM69 219H70V218H69ZM162 219H163V218H162ZM196 219H199V218H196ZM221 219H222V218H221ZM255 219H256V218H255ZM35 220H36V219H35ZM79 220H80V219H79ZM101 220H102V219H101ZM121 220H123V218H122ZM139 220H140V219H139ZM141 220H142V219H141ZM141 220H140V221H141ZM181 220H182V219H181ZM190 220H191V219H190ZM257 220H258V219H257ZM259 220H260V219H259ZM12 221H13V220H12ZM56 221H57V220H56ZM67 221H69V220H67ZM133 221H135V220H133ZM158 221H160V219H159ZM162 221H163V220H162ZM192 221H193V220H192ZM255 221H256V220H255ZM13 222H14V221H13ZM16 222H17V221H16ZM16 222H15V223H16ZM25 222H27V221H25ZM35 222H36V221H35ZM54 222H55V221H53V223H54ZM84 222H85V221H84ZM100 222H101V221H100ZM152 222H153V221H152ZM163 222H164V221H163ZM163 222H162V223H163ZM197 222H198V221H197ZM28 223H29V222H28ZM115 223H116V222H115ZM134 223H135V222H134ZM149 223H150V222H149ZM160 223H161V222H160ZM184 223H185V222H184ZM7 224H8V223H7ZM55 224H56V222H55ZM101 224H102V223H101ZM124 224H125V223H124ZM188 224H189V222H188ZM217 224H218V223H217ZM219 224H220V223H219ZM233 224H234V223H233ZM27 225H28V224H27ZM35 225H36V224H35ZM60 225H61V224H60ZM80 225H81V224H80ZM125 225H126V224H125ZM189 225L191 226V224H189ZM220 225H221V224H220ZM236 225H237V224H236ZM15 226H16V225H15ZM67 226H68V225H67ZM89 226L91 227V226H93V224H92V225H89ZM118 226H120V225H118ZM123 226H124V225H123ZM156 226H159V225L156 224ZM160 226H161V225H160ZM199 226H200V225H199ZM227 226H228V225H227ZM246 226H247V225H246ZM259 226H260V225H259ZM50 227H51V226H50ZM63 227H64V226H63ZM74 227H75V226H74ZM74 227H73V228H74ZM86 227H87V226H86ZM90 227H89V230H90ZM129 227H130V226H129ZM197 227H198V226H197ZM228 227H229V226H228ZM0 228H1V227H0ZM29 228H30V227H29ZM93 228H94V226H93ZM123 228H124V227H123ZM134 228H135V227H134ZM137 228H139V227H137ZM168 228H169V227H168ZM175 228H176V227H175ZM186 228H187V227H186ZM221 228H222V227H221ZM242 228H243V227H242ZM260 228H261V227H260ZM9 229H10V228H9ZM50 229H51V228H50ZM61 229H62V228H61ZM74 229H75V228H74ZM129 229H130V228H129ZM131 229H132V228H131ZM171 229H172V228H171ZM232 229H233V228H232ZM246 229H247V228H246ZM246 229H244L245 232H246ZM254 229H255V228H254ZM258 229H259V227H258ZM40 230H41V229H40ZM52 230H54V229H52ZM76 230H77V229H76ZM91 230H92V229H91ZM160 230H161V229H160ZM192 230H194V229H192ZM192 230H191V232H192ZM200 230H201V229H200ZM220 230H221V229H220ZM224 230H225V229H224ZM235 230H236V229H235ZM93 231H94V230H93ZM131 231H132V230H131ZM136 231H137V229H136ZM143 231H144V230H143ZM148 231H149V230H148ZM165 231H166V230H165ZM240 231H241V228H240ZM250 231H251V230H250ZM24 232H25V231H24ZM36 232H37V231H36ZM46 232H47V231H46ZM46 232H45V233H46ZM124 232H126V231H124ZM182 232H183V231H182ZM186 232H187V231H186ZM197 232H198V231H197ZM242 232H243V231H242ZM248 232H249V231H248ZM248 232H247V233H248ZM253 232H254V231H253ZM259 232H260V231H259ZM54 233H55V232H54ZM86 233H87V232H86ZM120 233H121V232H120ZM152 233H153V232H152ZM165 233H166V232H165ZM169 233H172V232H169ZM176 233H177V231H176ZM192 233L195 234L196 232L193 231ZM198 233H199V232H198ZM198 233H196V235H198ZM216 233H217V232H216ZM238 233H239V232H238ZM243 233H244V232H243ZM247 233H246V234H247ZM35 234H36V233H35ZM37 234H38V233H37ZM40 234H41V233H40ZM166 234H167V233H166ZM190 234H191V233H190ZM212 234H213V233H212ZM220 234H221V233H220ZM255 234H256V232H255ZM257 234H258V233H257ZM257 234H256V235H257ZM30 235H31V234H30ZM76 235H77V234H76ZM76 235H75V237H76ZM103 235H104V234H103ZM139 235H140V234H139ZM191 235H192V234H191ZM221 235H223V234H221ZM224 235H225V234H224ZM228 235H229V233H228ZM243 235H244V234H243ZM248 235H249V234H248ZM37 236H38V235H37ZM77 236H78V235H77ZM87 236H88V235H87ZM140 236H141V235H140ZM246 236H247V235H246ZM246 236H245V237H246ZM41 237H42V236H41ZM54 237H55V236H54ZM61 237H62V236H61ZM79 237H80V236H79ZM122 237H124V235H122ZM158 237H159V236H158ZM186 237H187V236H186ZM211 237H212V236H211ZM39 238H40V237H39ZM125 238H126V237H125ZM133 238H134V237H133ZM169 238H170V237H169ZM212 238H213V237H212ZM214 238H217V237H214ZM227 238H228V237H227ZM250 238H251V237H250ZM23 239H24V238H23ZM29 239H30V238H29ZM34 239H35V238H34ZM59 239H61V238H59ZM129 239H130V238H129ZM160 239H161V238H160ZM187 239H188V238H187ZM223 239H224V238H223ZM252 239H253V238H252ZM252 239H251V240H252ZM35 240H36V239H35ZM42 240H43V239H42ZM42 240H41V241H42ZM44 240H45V239H44ZM89 240H90V239H89ZM202 240H204V239H202ZM220 240H221V239H220ZM232 240H233V238H232ZM235 240H236V239H235ZM246 240H247V239H246ZM31 241H32V240H31ZM37 241H39V240H37ZM61 241H62V240H61ZM74 241H75V240H74ZM156 241H159V240H156ZM174 241H175V240H174ZM187 241H188V240H187ZM200 241H201V240H200ZM236 241H237V240H236ZM247 241H248V240H247ZM8 242H9V241H8ZM35 242H36V241H35ZM65 242H66V241H65ZM71 242H72V241H71ZM86 242H87V241H86ZM131 242H132V241H131ZM168 242H169V241H168ZM168 242H167V243H168ZM180 242H181V241H180ZM253 242H254V241H253ZM11 243H12V242H11ZM42 243H43V241H42ZM87 243H88V242H87ZM169 243H170V242H169ZM171 243H172V242H171ZM173 243H175V242H173ZM173 243H172V244H173ZM191 243H192V242H191ZM199 243H200V242H199ZM199 243H198V244H199ZM218 243H219V242H218ZM223 243H226V242H223ZM240 243H241V241H240ZM16 244H18V243H16ZM78 244H79V243H78ZM160 244H161V242H160ZM163 244H164V243H163ZM194 244H196V243H194ZM242 244H243V243H242ZM5 245H6V244H5ZM5 245H4V246H5ZM62 245H64V244L62 243ZM161 245H162V244H161ZM199 245H200V244H199ZM234 245H235V244H234ZM258 245H259V244H258ZM7 246H9V245H7ZM12 246H13V245H12ZM14 246H15V245H14ZM18 246H19V245H18ZM67 246H68V245H67ZM71 246H72V245H71ZM83 246H84V245H83ZM85 246H86V245H85ZM171 246H172V245H171ZM171 246H170V247H171ZM173 246H174V245H173ZM175 246H176V244H175ZM175 246H174V247H175ZM185 246H186V245H185ZM251 246H252V245H251ZM9 247H11V244H10ZM69 247H70V246H69ZM77 247H78V245H77ZM91 247H92V246H91ZM91 247H90V248H91ZM94 247H96V246H94ZM160 247H161V246H160ZM183 247H184V246H183ZM187 247H188V246H187ZM205 247H206V246H205ZM205 247H204V248H205ZM256 247H257V246H256ZM259 247H260V246H259ZM2 248H3V247H2ZM64 248H65V247H64ZM92 248H93V247H92ZM125 248H126V247H124V249H125ZM177 248H178V247H177ZM177 248H176V249H177ZM180 248H181V247H180ZM221 248H222V247H221ZM221 248H220V249H221ZM224 248H225V247H224ZM224 248H223V249H224ZM241 248H242V247H241ZM244 248H245V247H244ZM6 249H7V248H6ZM6 249H5V250H6ZM10 249H11V248H10ZM36 249H37V248H36ZM58 249H60V248H58ZM96 249H97V248H96ZM128 249H129V248H128ZM161 249H162V247H161ZM0 250H1V249H0ZM7 250H8V249H7ZM16 250H17V249H16ZM64 250H65V249H64ZM88 250H89V249H88ZM129 250H130V249H129ZM153 250H154V249H153ZM153 250H152V251H153ZM184 250H185V249H184ZM191 250H192V249H191ZM1 251H2V250H1ZM9 251H10V250H9ZM17 251H18V250H17ZM58 251H59V250H58ZM74 251H75V250H74ZM89 251H90V250H89ZM185 251H186V250H185ZM206 251H207V250H206ZM218 251H219V250H218ZM226 251H227V250H226ZM228 251H229V250H228ZM7 252H8V251H7ZM14 252H15V251H14ZM99 252H100V251H99ZM183 252H184V251H183ZM219 252H220V251H219ZM224 252H225V251H224ZM1 253H2V252H1ZM18 253H19V252H18ZM31 253H32V252H31ZM38 253H39V252H38ZM38 253H37V254H38ZM60 253H61V251H60ZM77 253H78V252H77ZM82 253H83V252H82ZM96 253H97V252H96ZM105 253H106V252H105ZM155 253H156V252H155ZM186 253H187V252H186ZM62 254H63V253H62ZM94 254H95V253H94ZM107 254H108V253H107ZM122 254H123V253H122ZM178 254H179V251H178ZM220 254H221V253H220ZM220 254H219V255H220ZM240 254H241V253H240ZM9 255H10V254H9ZM89 255H90V254H89ZM131 255H132V254H131ZM135 255H136V254H135ZM184 255H187V254H184ZM190 255H191V254H190ZM262 255H264V254H262ZM6 256H7V254H6ZM26 256H27V255H26ZM77 256H78V255H77ZM86 256H87V254H86ZM128 256H129V255H128ZM179 256H180V255H179ZM243 256H244V255H243ZM58 257H60V256H58ZM92 257H93V256H92ZM92 257H91V258H92ZM100 257H101V256H100ZM104 257H106V255H105ZM139 257H141V256H139ZM166 257H167V256H166ZM64 258H65V257H64ZM77 258H78V257H77ZM79 258H80V257H79ZM88 258H89V257H88ZM149 258H150V257H149ZM172 258H173V257H172ZM36 259H37V258H36ZM67 259H68V258H67ZM107 259H108V258H107ZM123 259H124V258H123ZM129 259H130V258H129ZM132 259H133V258H132ZM141 259H142V257H141ZM141 259H140V260H141ZM144 259H145V256H144ZM170 259H171V258H170ZM173 259H175V258H173ZM204 259H205V258H204ZM224 259H225V258H224ZM5 260H7V259H5ZM19 260H20V259H19ZM59 260H60V259H59ZM81 260H82V259H81ZM145 260H146V259H145ZM199 260H200V259H199ZM226 260H227V259H226ZM20 261H21V260H20ZM40 261H41V260H40ZM40 261H39V263H40ZM50 261H51V259H50ZM60 261H61V260H60ZM77 261H78V260H77ZM82 261H83V260H82ZM97 261H98V260H97ZM106 261H109V260H106ZM143 261H144V260H143ZM164 261H166V259H165ZM0 262H1V261H0ZM17 262H18V261H17ZM26 262H27V261H26ZM62 262H63V261H62ZM83 262H85V259H84ZM87 262H88V261H87ZM93 262H94V261H93ZM111 262H112V260H111ZM193 262H194V261H193ZM197 262H198V261H197ZM217 262H218V261H217ZM5 263L7 264V262H5ZM46 263H47V262H46ZM46 263H45V264H46ZM114 263H115V262H114ZM119 263H120V262H119ZM133 263H134V262H133ZM140 263H141V262H140ZM210 263H211V262H210ZM77 264H78V263H77ZM170 264H171V263H170ZM220 264H221V263H220ZM222 264H223V263H222Z\"/></svg>","mask_w":264,"mask_h":264}]
</instances>
